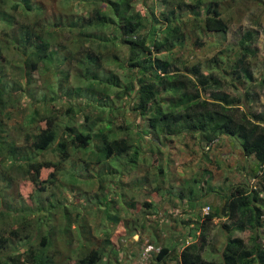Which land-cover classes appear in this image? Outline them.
<instances>
[{
	"label": "rangeland",
	"instance_id": "1",
	"mask_svg": "<svg viewBox=\"0 0 264 264\" xmlns=\"http://www.w3.org/2000/svg\"><path fill=\"white\" fill-rule=\"evenodd\" d=\"M38 1L43 4L47 17L56 19V22L67 15L76 20H85L86 16L93 14L94 8L101 6L99 2L83 4L84 0H65L68 4H63L61 0ZM142 2L143 0H134V8H142ZM221 3L222 11L229 18L230 25L225 35L213 31L205 33L197 29L201 24L200 18L204 15L203 8L195 10L200 15L198 18L191 9L190 13L180 15L183 23L185 22L183 29L187 38L182 49L180 46L175 47L174 66L179 67L181 64L183 69L188 66L189 70L199 63L201 71L224 76L220 91H228L231 96L251 97L241 104V110L249 108L253 112L264 111V84L261 82L264 78V0H221ZM155 5L158 14L169 7L163 2ZM144 10L145 15L150 18L149 8L145 7ZM8 13L13 17L9 15V18L7 13L1 16L9 18L10 26H15L13 19L26 20L21 8L15 14L12 11ZM4 26L6 23L0 21L1 38L6 37L1 31ZM61 28L59 26L55 31L63 32ZM15 30L17 34H21L19 28ZM248 32H252L254 36L252 48L256 50V53L249 57L253 80L232 79L235 62L240 55V41ZM100 34L109 38L111 33L104 29ZM69 40L70 33L64 31L63 34H54L53 41H50L57 50L50 52L67 53L69 57V60L60 62L58 67L61 72L56 75H50V71H47L44 76L29 81L33 74L29 73L31 71H28V65L22 61V58L29 56L28 52H23V48L22 51L20 48L9 49L7 56L0 57L6 67V73L2 76L6 105L4 109L0 106V141L4 143V149L0 151V236L11 235V230L16 228L23 237L25 236L26 241L21 245L16 239L15 243L0 250V258L4 260L15 257L25 252L26 248L33 247L45 254L44 257L48 256L53 264H80L78 261L82 255L92 249H100L104 255L96 264H158L155 259L157 248L162 245L175 246L182 234V239L186 241L190 230L199 235V227L205 216L212 212V206H219L222 198L229 195L239 184H244L250 189L251 179H246L247 172L241 169V165L251 164L256 168L258 163L254 157L245 155L239 142L231 141L228 137L221 139L220 146H215L217 139L210 144L203 139L200 142L191 138L188 132L156 137L149 131L145 133L146 121L139 119L138 112L131 104L124 103L128 94L122 95L123 91L115 85L103 94H95L93 88L88 85V79L81 76V70L84 71L87 65L91 77L97 74V77L102 79L116 74L121 79V84H124L130 78V73L118 63L115 51L104 50L102 45L105 58L100 61L99 67L98 62L89 63L93 48L96 47L82 41L71 47L68 45ZM115 49L119 56L129 52L126 42L123 45L117 42ZM169 54L166 48L153 52V56L164 59ZM127 67L136 68L129 64ZM181 71L191 74L187 70ZM185 76L188 90L193 92L197 88L200 89V83L193 75V79ZM52 88H55L56 92ZM201 94L208 97L211 96V91H202ZM52 96L55 98L52 99ZM163 96L164 103L172 102L169 97L171 95L164 93ZM35 109L39 113L36 119L31 121L29 118ZM51 118L55 120L59 137L56 141L51 140L46 149L38 150L37 146L41 141L36 137L28 139L26 133L37 134L49 125ZM66 126H74L81 131H90L97 135L87 148H72L70 159L63 164L52 182L44 184V191H39L36 184L26 180L30 176L27 171L28 161L31 157L40 161H58L56 149L62 138L67 137ZM107 126L119 136H128L134 145L142 146L144 150L158 146L161 162H158V158L155 159L158 154L155 151L149 155L141 154L137 163L128 162L125 156L119 158L118 162L110 159L105 162L101 160L99 164L92 163L99 157V149L104 143L100 134L102 130L109 132ZM139 128L143 136L138 132ZM11 145L18 148L15 160L8 149ZM85 160L90 162V178H86ZM160 166L163 173L158 170ZM235 167H240L241 171H237ZM70 172L79 175L78 184H69L67 177ZM47 175L48 171L43 178ZM157 186L160 190L156 189ZM122 193L125 194L124 199ZM28 196L30 198H27ZM262 197L264 198V195ZM40 199L43 204H50L51 201L61 204L53 208L56 212V230L53 233L46 225H39L35 220ZM108 199L111 200L110 206L103 203ZM127 200L133 203L132 207L126 203ZM148 201L153 203L149 209L143 205ZM63 205H66V211L72 214V219L76 216L78 218V223H72V230L67 233H63L66 231H63V228L67 222L61 209ZM207 205L211 207L209 213L204 209ZM123 207L128 209L127 215H123ZM115 213L129 226L131 221L139 223L148 220L147 228L141 234L142 239L139 240L136 233L131 236L120 233L121 224H116L109 218V215ZM171 213L176 219L170 216ZM222 222L224 221L216 218L210 225L209 242L203 252L206 259L222 258V248L229 237ZM80 228L85 230V233H82ZM250 233L248 230L245 236L248 238ZM44 234L48 236L50 244L43 248L40 241ZM112 241L115 242V245L112 243L113 250L118 253L119 258L109 262L112 255L105 248ZM150 244L154 249L147 251Z\"/></svg>",
	"mask_w": 264,
	"mask_h": 264
},
{
	"label": "trees",
	"instance_id": "2",
	"mask_svg": "<svg viewBox=\"0 0 264 264\" xmlns=\"http://www.w3.org/2000/svg\"><path fill=\"white\" fill-rule=\"evenodd\" d=\"M61 1L63 4H68L65 0ZM97 2L101 3V6L94 8L93 14L86 16L85 20H76L67 15L56 22V19L51 20L47 17L43 4L38 0H0V16L7 13V16L11 18L13 16L8 12L12 11L15 14L21 8V13L26 19L24 21L13 19L15 26L20 29L21 34H17L15 30L17 28L9 25V18L1 16L0 21L6 23L1 31L6 37H0V57L1 55L7 56L9 49L17 50L20 48L19 50H21L23 48V52H28L29 56L22 58V61L28 65V71H31L29 73L33 74L29 81L32 78L44 76L47 71H50V75H56L61 72L58 67L60 62L69 60V57L67 53L50 52L51 50L57 51L50 44V41H53L54 34H63L64 31H68L70 33L69 46L72 47L73 44L76 45L82 41L84 44L89 42V45L96 47H92L94 49L92 55L95 56L91 55L89 63L98 62V66L101 67L100 61L105 58L102 45L105 47L104 50L115 51L118 63L127 68L130 73V78L124 84H121V79L116 74L102 79L98 78L97 74L91 77L87 65L84 71L81 70V76L88 79V85L93 88L95 94H103L104 91H109L113 85L119 87L121 92L123 91L122 95L128 94L129 96H126L124 103L131 104L132 108L138 112L139 119L146 121L145 133L149 131L156 137L163 134L188 132L191 138L200 142L203 139L210 144L217 139L215 146H220L222 144L220 143L221 139L225 137L230 138L231 141L239 142L245 155L254 157L258 163L256 168L251 164L249 166L241 165V169L247 172L246 179H251L250 189L244 184L237 185L229 195L222 198V203L219 206H212V212L205 216L199 227V235L190 230L188 239L184 241L182 234L175 246L162 245L157 248L155 259L158 264H264V241L262 240L264 239V198L262 197L264 195V111L253 112L249 108L241 110L240 107L245 103V100L248 101L251 97L245 95L231 96L228 91H220L219 88L223 85L224 76L220 77L213 72L201 71L199 63L194 64L189 70L187 69L188 66H184L183 69L181 64L179 67L174 66L176 64L173 58L176 51L175 47L180 46L182 49L187 38L183 29L185 22L183 23L180 15L190 13L191 9L194 16L198 18L200 15L195 10L203 8L204 15L200 18L201 24L197 29L205 33L213 31L225 35L229 31L230 25L229 18L222 11L221 0H193V2L186 0H143L140 9L134 8V0H84L83 4ZM161 2L169 5V7L166 11L161 10L158 14L155 4ZM145 7L150 10V18L145 15ZM183 8L185 10H180ZM8 9L10 10L8 11ZM59 26L62 27L61 31L63 32L55 31ZM104 29L111 33L109 38L105 34H100ZM4 39L5 41H3ZM253 41L252 32H248L247 36H244L240 41V55L236 59L233 76L231 75L232 79L253 80L249 60L250 55L256 53L255 48H252ZM117 42L121 45L124 42L127 43L128 54L121 56L117 54L115 49ZM163 48L170 52L169 56L165 59L153 56V52H160ZM180 62L183 63L181 60ZM127 64L136 68H128ZM181 70H187L191 74H186ZM5 73L6 67L0 60V106L3 109L6 101L3 98L5 83H3L2 76ZM185 75L191 78L193 75L200 83V89L197 88L193 92L188 90V81L185 79L187 77ZM236 75L237 77H235ZM29 78L30 75H28ZM261 82L264 84V78ZM52 89L56 92L55 88ZM202 91H211V96H202ZM164 93L171 95L169 96L172 100L170 104L163 102ZM95 94L94 96H96ZM54 98L55 96H52V99ZM2 108H0L1 114ZM38 113V110L35 109L29 119L34 121ZM54 122V118H51L49 125L35 135L26 133L28 139L36 137L41 141L37 146L38 150L46 149L51 140L56 141L59 137V131ZM1 126L2 120H0V130L2 131ZM107 129L108 133L101 131L100 135L103 137L104 143L99 149L98 159L92 163L99 164L101 160L105 162L110 159H115L118 162V159L123 156L128 158V162L137 163L141 154L149 155L155 151L156 154L158 152L155 159L158 158V162H161L162 157L158 146L155 148L147 147L148 149L144 150V147L134 145L128 136H119L109 126ZM66 130L67 137L62 138L56 149L58 161H40L36 157L29 158L27 171L30 176L26 180L36 184L39 191H44V184L52 182L63 164L70 159L72 148H87L94 140V136L97 135L94 132L81 131L74 126H66ZM138 132L142 135L140 128ZM148 140L150 141L151 138ZM152 140L155 139L152 138ZM159 143H161L160 140ZM3 144L0 141V151L4 149ZM8 149L11 155H14L15 160L18 148L11 145ZM89 164L90 162L85 160L86 178L92 176ZM119 164L122 167V164ZM235 169L239 171L240 167H235ZM158 170L163 173L161 166ZM46 171H48V175L43 178ZM74 174L72 172L68 174L69 184L80 182L79 175ZM156 189L160 190L158 186ZM124 197L125 194L122 193V199ZM39 202L40 204L36 207L38 214L35 220L39 225H46L53 233L56 230V212L53 208L59 207L61 204L59 202L53 203V201L50 204H43L42 199ZM110 202L109 199L107 202L103 201L106 206H110ZM126 203L129 207L133 206L130 200H127ZM143 205L149 209L153 203L148 201L144 202ZM65 208H67L66 205L61 206L67 219L66 226L63 228V231L65 229L66 231L63 233L70 231L72 223H78L77 216L72 219V214L67 212ZM25 211L23 210V212ZM122 212L123 215H127L128 209L123 207ZM109 216L111 221L121 224L120 233H125V236L136 233L139 240L142 239V231H145L146 223L149 222L148 220L139 223L131 221L129 226L121 220L118 214ZM170 216L176 219L172 213ZM216 218L224 221L222 222L223 226L229 233V237L222 248L221 260L206 259L203 255L209 242L210 225ZM248 230L251 233L247 238L245 234ZM80 231L85 233V230L81 228ZM16 239L21 242V245L26 242L25 236L23 237L16 228L11 230V235H1L0 250L6 249L11 243H15ZM112 243L115 242H110L105 248L112 255L109 262L119 258L118 253L113 250L115 244ZM40 244L43 248L50 244L47 235L42 236ZM43 255L45 254L29 247L25 249V252L19 253L15 257L4 260L0 258V264H53L48 256L44 257ZM103 255L100 249H92L82 255L78 262L80 264H96Z\"/></svg>",
	"mask_w": 264,
	"mask_h": 264
},
{
	"label": "built area",
	"instance_id": "3",
	"mask_svg": "<svg viewBox=\"0 0 264 264\" xmlns=\"http://www.w3.org/2000/svg\"><path fill=\"white\" fill-rule=\"evenodd\" d=\"M204 209H205V212L208 213L210 211V206H206ZM152 248H153V246H149V248H147V250H150Z\"/></svg>",
	"mask_w": 264,
	"mask_h": 264
},
{
	"label": "clouds",
	"instance_id": "4",
	"mask_svg": "<svg viewBox=\"0 0 264 264\" xmlns=\"http://www.w3.org/2000/svg\"><path fill=\"white\" fill-rule=\"evenodd\" d=\"M208 206V205H207ZM211 209V208H210ZM177 212L179 211L178 209L176 210ZM209 213V212H208ZM149 246H153L152 244H150ZM149 246L147 247V248H149ZM154 249V246H153V248L152 249H150V250H147V251H152Z\"/></svg>",
	"mask_w": 264,
	"mask_h": 264
}]
</instances>
